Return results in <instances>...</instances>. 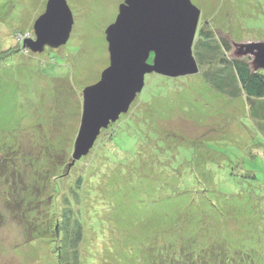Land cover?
Instances as JSON below:
<instances>
[{"label": "rangeland", "instance_id": "obj_1", "mask_svg": "<svg viewBox=\"0 0 264 264\" xmlns=\"http://www.w3.org/2000/svg\"><path fill=\"white\" fill-rule=\"evenodd\" d=\"M124 1L67 0L69 41L34 52L24 42L35 39L47 0H0V162L9 156L0 167V264H163L156 252L186 264L192 256L180 248L209 245L264 264V111L207 80L204 72H225L220 62L180 77L147 74L118 120L117 146L108 137L118 121L66 170L83 90L110 66L105 31ZM192 2L198 30L230 44H217V57L232 50L220 31L264 40V0Z\"/></svg>", "mask_w": 264, "mask_h": 264}, {"label": "water", "instance_id": "obj_2", "mask_svg": "<svg viewBox=\"0 0 264 264\" xmlns=\"http://www.w3.org/2000/svg\"><path fill=\"white\" fill-rule=\"evenodd\" d=\"M200 17L192 0H125L119 6L115 22L105 31L110 66L83 90L81 124L68 172L89 154L103 129L129 112L147 74L180 77L200 72L193 50ZM73 25L67 0H47L45 12L34 23L36 37L27 38L24 46L34 52L59 48L69 41ZM220 34L232 45L230 60H245L254 73L264 70V40L235 41Z\"/></svg>", "mask_w": 264, "mask_h": 264}, {"label": "trees", "instance_id": "obj_3", "mask_svg": "<svg viewBox=\"0 0 264 264\" xmlns=\"http://www.w3.org/2000/svg\"><path fill=\"white\" fill-rule=\"evenodd\" d=\"M199 30H198L197 36H198V38L199 37L203 38L202 40L197 41L198 43H196V46H195L196 48L198 47V50L195 51V54H196L195 57L197 58L199 64L203 65L205 63H208L210 65V64H216V62H220L221 64H223L222 71H225V72H221V71L204 72L203 75L207 78V80H210L212 84H216L218 86L215 88L219 89L220 91L226 92L230 96L235 97V95L240 93V94H243L247 98V102H250V104L251 103L255 104V102H259L257 105H260L261 111H264V70H260L256 73H254L251 71L249 64L245 60H230V59H226L223 57H217L215 50L216 49L218 50V45L219 46L221 45L222 47L224 46V47H227L228 49H230L229 42L227 40H224V42H223L224 44L222 45L219 42L217 43V42H215V40H213L214 35L212 33H204L201 26H200ZM213 45H215L216 48ZM217 80H219V82H217ZM235 89H236V91H235ZM150 101H151V97L148 99V101L143 100V103L145 106H148ZM253 101H255V102H253ZM122 115H124V114H122ZM145 115H147V114L145 113ZM119 120H122L121 117ZM125 120L127 121V119H125ZM143 120L148 121L147 117H145ZM126 121H124V122H126ZM120 122L115 125L116 127L114 126V129L112 128L113 132L108 137V143H109L110 148H112L114 145H116L115 142H116V136H117V129L120 125ZM130 122L132 124L131 120H130ZM112 124H114V123H112ZM124 125H128V124H124ZM7 157H9V156H5L4 159L1 160L0 167L1 166L3 167L7 164V162L4 161ZM78 181L79 182L77 183V187L81 188L84 182H82L83 180H80V179ZM77 187H75V190L77 189L80 192V189H78ZM24 191L25 190H23V188H22L20 190V193H21L20 195H22V193ZM16 193H17V191H15V190L13 193H11L13 198H14V195H16ZM75 193L79 194L77 192H75ZM220 194L223 195L225 198L229 196L228 194H226L222 191L220 192ZM76 197L78 198L79 195H76ZM66 200H68L67 197H66ZM213 206H214V204L213 205L211 204V207L209 206L212 213H213ZM69 212H70V209H66V216H68ZM79 228H80V226H78V232H79ZM69 235L71 236V233H69ZM67 237H68V235H67ZM67 239L71 242L70 243L71 245L72 244L75 245L76 241H78L73 235L71 236L70 239L69 238H67ZM72 240H73V243H72ZM70 244H68V245H70ZM137 250L139 251L140 248ZM180 250L183 251V254L185 252L186 254L188 253V254H191V256H192L191 260L187 261L186 264H204L203 261H201L202 258H203V260H205L209 263L213 259H216L217 263H219V264H248L247 261H245V263H242L241 261H239V259L235 258L234 256H232V255L229 256V254L226 253L225 251H218V250L214 249L213 245H209L207 247H204V248L197 250L196 254L191 249L180 248ZM211 250L214 253H212L211 255H208V252ZM230 252L231 251H229V253ZM156 253L159 256L164 257L163 258L164 261L162 260L163 264L168 263V262H170V263L173 262L174 264H183L184 263L183 261H185V260H182L183 256L182 257H179V256L176 257L173 252H170V253L165 254V255H163L162 252H156ZM167 256H168V258H167ZM187 258L190 259V257H187ZM155 263H161V260L159 262H155Z\"/></svg>", "mask_w": 264, "mask_h": 264}, {"label": "flooded vegetation", "instance_id": "obj_4", "mask_svg": "<svg viewBox=\"0 0 264 264\" xmlns=\"http://www.w3.org/2000/svg\"><path fill=\"white\" fill-rule=\"evenodd\" d=\"M153 57V55L151 56V58Z\"/></svg>", "mask_w": 264, "mask_h": 264}, {"label": "bare ground", "instance_id": "obj_5", "mask_svg": "<svg viewBox=\"0 0 264 264\" xmlns=\"http://www.w3.org/2000/svg\"><path fill=\"white\" fill-rule=\"evenodd\" d=\"M200 31V30H199Z\"/></svg>", "mask_w": 264, "mask_h": 264}]
</instances>
